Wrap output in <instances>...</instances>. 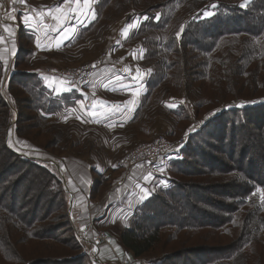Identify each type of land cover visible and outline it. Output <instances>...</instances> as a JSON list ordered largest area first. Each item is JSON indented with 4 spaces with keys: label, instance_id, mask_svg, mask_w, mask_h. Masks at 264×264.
<instances>
[{
    "label": "trees",
    "instance_id": "obj_1",
    "mask_svg": "<svg viewBox=\"0 0 264 264\" xmlns=\"http://www.w3.org/2000/svg\"><path fill=\"white\" fill-rule=\"evenodd\" d=\"M121 1L122 12L138 6L150 11L143 14L136 33L146 49L154 50L146 56L157 74L153 84L171 83L203 107L229 96L237 102L186 142L182 158L172 163L180 180L161 187L139 208L141 214L135 212L136 222L121 234L123 247L138 259L161 244L170 246L172 251L155 264H264V197H259L264 191V151L256 146L264 140V101L239 98L241 91L264 86V0H99L97 12L117 8ZM160 33L170 38L162 39ZM156 49L171 57L160 52L162 57H155ZM163 68L166 72L161 74ZM16 75L9 85H18ZM1 81L0 63V86ZM40 86L38 97L46 100H40V117L47 120L54 101L41 82ZM11 91L9 87L8 96L0 91V264H83L87 253L77 240L69 254L66 248L63 254L55 248L56 256L45 242L68 246L67 239L59 238L61 231L71 228L68 214L50 218L62 191L50 190L51 198L43 206L36 188L22 190L38 178L33 171L48 174L50 178L41 173L51 186L62 181L41 162L31 163L7 147L11 108L18 113L17 122L21 120V102ZM208 128H215L216 134L208 132V137L221 146L203 143L201 135ZM209 147L221 156L204 154ZM194 175L206 180H185ZM49 219L50 224H44ZM202 243L213 245L193 246Z\"/></svg>",
    "mask_w": 264,
    "mask_h": 264
},
{
    "label": "rangeland",
    "instance_id": "obj_2",
    "mask_svg": "<svg viewBox=\"0 0 264 264\" xmlns=\"http://www.w3.org/2000/svg\"><path fill=\"white\" fill-rule=\"evenodd\" d=\"M187 1L188 0H185V2ZM25 2H27L28 5L37 8V3L46 2V4H49L50 2L54 3L55 1L25 0ZM56 3L58 4L57 6H60V8L64 5L71 4L69 5L71 14H77L78 16L81 15L79 18L84 17L85 19V17L89 14V23L91 24L87 27V30L78 31L75 38L66 46L65 51L61 52L60 55L56 54L58 59L56 66H50L45 62L41 65L45 66L43 69L46 75H51L52 77L62 81H76L79 84H86L91 82L92 78L112 59L128 60V64L134 65L138 71L137 74L141 75L147 93L149 92V96L146 97L144 94L143 98L140 100L138 105L140 114L137 110L131 121L132 124L124 130L115 129V133L95 129L86 125V122L83 121V119L81 121L69 122L65 119V117H60V120L42 119L40 117L41 113L39 112L38 107L42 104L40 101L42 98L38 97L42 88L40 86L41 80L38 77L40 75L32 72L34 70H38L39 68L36 67L35 60L37 58V53L33 52L31 44L25 43L23 46L20 42L21 38L14 35L11 38V40L15 39L11 42L12 49L10 53L8 54L7 47L5 48V52L0 51V63L2 70L0 91L1 93L6 92V95L8 96L10 87L11 90H13L11 92L14 94L15 98L21 102L20 126L19 122H17L18 113L11 108V121L10 126L7 128V135L5 138L7 147L9 150L31 163L37 161L38 157L42 158L44 160V163H41L42 166L48 169L52 175H55L59 180V173L55 168V164L52 163L55 160L63 162V159H65L66 156L72 155L83 157L87 154H95L102 162L96 165L104 170L109 166L120 167L122 164L128 166L130 164L127 158L129 153L134 148L140 144L153 142L158 137H164L172 143L174 147H180L178 148L176 155H172L171 158L164 161V168L166 167L164 174L167 178L161 183H156L157 185L154 189V193L158 194V190L161 187L169 188L170 181L175 179L180 180V177L176 175V169L172 168V163L174 160L182 158L179 154L183 151V149H186V142L189 141L190 138H192V136L199 130H204L207 126L211 124L213 125L215 120L229 112L227 108L237 105V102H232V99H228L232 98V96H229L227 98H223L224 100L219 101L218 104L214 103L213 105L203 107L199 105V102H196L197 100L193 98L190 99L191 96L185 91L176 90L171 83H167L166 81L162 83H152V78L154 76L156 77L157 74L155 73L154 65L150 64V61L147 60L146 56L147 54L148 56L152 55L154 50L149 48L146 49L145 44L142 43V39L138 38L136 33L138 28L141 27L140 20H142L143 14L150 13V11L144 10L143 7L138 6L139 9H133L130 7L127 9L128 11L126 10L122 12L120 9L124 8V2L121 1L117 4V8H111L110 11L104 10L100 15L97 12L99 0H57ZM198 10L199 9H196L192 13H195ZM117 11H120V13H117ZM151 13L161 14L157 11H152ZM75 18L78 17H74V19ZM144 20H146V18ZM92 23L94 24L92 25ZM118 30H121L120 36L116 37ZM160 34L162 39L166 40L170 38V35L167 33H164V35L163 33ZM111 42H113L111 45L113 48L103 51L104 48ZM16 43L20 45L21 51L18 53L20 57L18 60L19 62L13 65L12 58L15 55L13 46ZM156 50L154 53L155 57H160L161 55H165L167 58L171 57L170 54H165L163 50ZM157 52L162 54L158 56ZM193 52L195 51L193 50ZM91 66L96 68V72L85 78H80V75L85 76L84 73L87 72ZM18 71L19 73H17V75L13 74ZM26 71H29L30 74L25 73ZM164 72H166L165 68L162 69L161 74ZM15 75L17 76L15 77V80L17 79L16 82L18 85L11 86L8 82ZM99 92L102 91L99 90ZM245 97H252L258 101H264V86L260 88L257 87L248 92L241 91L239 98ZM110 98H112V95H110ZM115 98L124 102L127 100L128 103H132L134 97L128 98L127 96H120V98ZM44 99L45 97L42 100ZM225 99L227 100L225 101ZM9 103L12 107L15 106V103L10 101V99ZM242 103L245 104L246 102L242 101ZM171 108H173V110L176 108L178 109L177 111L171 112ZM21 126H23L26 131H21ZM222 126L223 125L220 124L219 128ZM228 129L230 130V125ZM208 132L216 134L215 128L213 130L212 128H208L207 131L202 132L201 136L203 138V143L211 144L210 147L221 146L220 142L216 143L215 141H211L209 139ZM118 138L120 139L116 140ZM116 141H119L120 143H117ZM107 146L109 150L113 152L116 151L118 153V156H115V158L116 160H120L121 164L120 161L114 163L106 162L108 157L106 154ZM256 146L258 151H264V140L261 143L256 144ZM210 147L208 149L205 148L203 153L205 154L208 152L213 156H221L219 152L213 150L210 151ZM219 150L222 151V148H219ZM33 172L38 178L35 179L33 175V178L36 181L33 183L29 182V184L25 185L22 190L25 189L26 186H30L32 189L36 188L37 192H41L43 195V206H45V203L51 198L50 190H52L53 194L62 191V193H58L59 195L56 198V203L53 205L54 214H51L50 218L61 217L62 215L68 214V219H71V213L69 212L70 198L62 187L63 184L59 183L58 185L55 182L52 184V187L44 177V175L47 176L48 174L41 172L44 174L43 175L37 171ZM185 180L188 182L194 181L195 183H198L199 180L202 182L206 180V177L200 178L195 177L194 175L192 177H187ZM48 184L51 187L46 189L45 186H48ZM259 197H264V191L261 192ZM141 212L142 211H140L139 214H141ZM72 221L73 217L70 220L71 228L63 230L59 233L60 239L68 240V246H62L60 243L55 244L53 241H45L49 245L48 250L52 247L53 251H55L56 248V250L63 254L66 248L69 250V254L71 252V248L75 245L74 240H77L76 242L79 244L80 248L82 246L84 250L85 243L80 239V232H82L83 229H87L89 225L87 224L81 228L79 226L78 232L76 231L77 227L75 228ZM50 222L51 221L49 219V221L44 224H50ZM135 222L136 221L134 219L129 223L128 227L117 228L114 232L121 236L122 232L132 227ZM93 227L96 229V235L104 232L110 237L107 231L96 225H93ZM111 245L112 241L111 238H109V241H102L100 247L102 249L106 248L107 250L109 249L112 251L113 260L116 264L117 261L120 260L119 258L132 262V264H155V262H157L159 258H162L165 253L172 251L170 246L164 248L161 244V247H158L156 251L136 259L133 255L132 257L126 254L118 255V253L115 255L114 248L111 247ZM204 245L211 246L213 244L202 243L199 245L195 244L193 246L200 248L205 247ZM75 252L77 254H81L78 249ZM54 256H56V251ZM100 257L103 262L109 264V262L104 260L102 255H100ZM83 264H94V262L92 261V258L87 255Z\"/></svg>",
    "mask_w": 264,
    "mask_h": 264
},
{
    "label": "crops",
    "instance_id": "obj_3",
    "mask_svg": "<svg viewBox=\"0 0 264 264\" xmlns=\"http://www.w3.org/2000/svg\"><path fill=\"white\" fill-rule=\"evenodd\" d=\"M53 1L55 2L49 4H46L47 1L37 3L38 6L35 8L28 5L25 0H3L8 13L3 27L0 28V51L5 52L7 47V52L10 53L11 42L15 39L11 38L14 35L21 38L23 46L25 43L32 45L33 52L37 53L36 67L40 68L32 72L40 75L38 77L41 84L50 92L54 101L53 106L50 104L51 113L48 120H60V117H65L68 122L83 119L86 125L112 133H115V129H127L132 124L139 102L146 93L141 75L137 74L134 65L128 64V60L112 59L91 82L86 84L62 81L46 75L43 69L45 66L41 65L45 62L50 66H56L58 63L56 54L60 55L65 51L78 31L86 30L91 24L89 14L85 19L79 18L81 15L71 14L69 9L71 4L60 8L57 6V0ZM121 30L117 31L116 37L120 36ZM112 43L103 51L113 48ZM13 49L14 65L19 62L18 53L21 47L16 43ZM17 73L19 71L13 74ZM25 73L30 74L29 71ZM120 96L134 98L132 103H128L127 100L124 102L115 98ZM106 154L108 155L106 162L120 161L115 158L118 153L109 150L108 146ZM37 161L44 163L39 157ZM52 163L55 164L63 188L70 198L69 212L71 219L73 217V225L77 227L76 231L79 232V226L81 228L87 224L96 225L109 233L115 255L118 253L132 257V254L123 247L121 236L114 231L120 227H128L135 212L154 194L156 183L166 180L164 161L140 166L122 164L120 167L109 166L104 170L96 165L102 163L97 155L87 154L83 157L66 156L63 162L55 160ZM82 242L85 243L84 250L88 255L90 243ZM100 255L109 264L114 263L111 250L100 248Z\"/></svg>",
    "mask_w": 264,
    "mask_h": 264
},
{
    "label": "built area",
    "instance_id": "obj_4",
    "mask_svg": "<svg viewBox=\"0 0 264 264\" xmlns=\"http://www.w3.org/2000/svg\"><path fill=\"white\" fill-rule=\"evenodd\" d=\"M7 13V7L3 3V0H0V28L3 27V22H5L4 18ZM95 72L96 68L91 66L89 70L84 73L85 76L80 75L79 77L85 78ZM179 147L180 146L174 147V145L164 137H158L153 142L138 145L129 153L127 159L129 164L133 166L158 164L167 160L172 155H176ZM95 232L96 229L91 225L80 232V239L90 243L91 248L88 255L92 258L94 264H107L103 262L100 257V246L102 241H109L110 237L104 232H101L98 235H96ZM119 259L120 260L117 261V264H132V262H128L127 260Z\"/></svg>",
    "mask_w": 264,
    "mask_h": 264
}]
</instances>
